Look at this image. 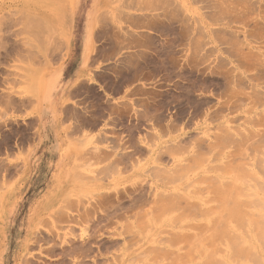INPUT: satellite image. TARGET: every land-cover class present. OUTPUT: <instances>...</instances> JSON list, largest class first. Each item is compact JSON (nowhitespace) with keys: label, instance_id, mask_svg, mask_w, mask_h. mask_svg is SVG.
I'll use <instances>...</instances> for the list:
<instances>
[{"label":"rangeland","instance_id":"374dc122","mask_svg":"<svg viewBox=\"0 0 264 264\" xmlns=\"http://www.w3.org/2000/svg\"><path fill=\"white\" fill-rule=\"evenodd\" d=\"M255 194L264 0H0V264H264Z\"/></svg>","mask_w":264,"mask_h":264},{"label":"bare ground","instance_id":"6f19581e","mask_svg":"<svg viewBox=\"0 0 264 264\" xmlns=\"http://www.w3.org/2000/svg\"><path fill=\"white\" fill-rule=\"evenodd\" d=\"M60 1H61V0H60ZM62 1H63V0H62ZM33 5H34V4H33ZM50 7H51V6H50ZM5 8H6V7H5ZM59 8H60V7H59ZM28 10H29V9H28ZM62 10H63V9H62ZM23 11H24V10H23ZM28 14H29V13H28ZM32 17L35 18V16L31 15L30 18H32ZM36 18H37V17H36ZM38 19H39V18H37L36 20H38ZM95 19H96V17H95ZM29 20H30V19H29ZM29 20H28V21H29ZM34 20H35V19H34ZM36 20H35V22H36ZM39 20H40V19H39ZM39 20L37 21V23H40V24H41V20H40V22H39ZM48 21H49V19H48ZM31 22H32V20H30V24H33V23H34V25L37 24V23H35V22H33V23H31ZM42 22H43V21H42ZM44 22H45V21H44ZM44 22H43V24H44ZM54 23H55V22H54ZM94 23H95V22H94ZM47 24H48V23H47ZM41 25H42V24H41ZM44 25H45V24H44ZM48 25H50V24H48ZM51 25H52V24H51ZM45 26H46V25H45ZM45 26H44V27H45ZM31 27L33 28V25H32ZM34 27H35V26H34ZM49 27H50V26H49ZM49 27H48V28H49ZM52 27H53V26H52ZM60 27H61V26H60ZM27 28H28V27H27ZM40 28H42V27H40ZM46 28H47V27H46ZM29 29H30V28H29ZM33 29H34V28H33ZM33 29H32V30H33ZM55 29H56V28H55ZM32 30H30V31H32ZM34 30H35V29H34ZM34 30H33V31H34ZM36 30H39V28H38V24H37V29H36ZM36 30H35V31H36ZM47 30H48V29H46L45 32H47ZM53 30H54V29H53ZM56 30H58V29H56ZM39 31H40V30H39ZM48 31L50 32V30H48ZM54 31H55V30H54ZM58 31H59V30H58ZM61 31H62V29H61ZM56 32H57V31H56ZM36 33H37V31L35 32V35H36ZM57 33H58V32H57ZM43 34H44V33H43ZM43 34H40V35L38 34L37 37H38V36L41 37V35L43 36ZM46 35H47V34H46ZM52 35H53V36H52ZM52 35H51L52 38H56V37L54 36V35H56L55 33H54V34L52 33ZM59 35H60V34H59ZM63 35H64V33H63ZM29 36L32 37L31 34H30ZM57 36H58V35H57ZM33 37H35V38H33L34 40L37 39L36 36H33ZM39 37H38V39L41 40L44 36L41 37V38H39ZM47 37H48V36H47ZM49 37H50V35H49ZM31 39H32V38H31ZM50 39H51V38H50ZM45 40H46V38H45ZM53 40H54V39H53ZM55 40H56V39H55ZM58 40H59V42L57 41V43H60V41H61L62 39H61L60 37H58ZM41 41L43 42V40H41ZM47 41H48V38H47ZM65 41H66V40H65ZM34 42H35V41H34ZM39 42H40V41H39ZM42 42H40V43L37 42V44H39V45H38L39 47H40V44H42ZM44 43H46V41H44ZM50 43H51V41H50ZM37 44H36V45H37ZM46 44H47V43H46ZM48 45H49V44H48ZM51 45H52V44H51ZM51 45H50V46H51ZM53 46H54V44H53ZM55 46H57V48L59 49L58 45H55ZM61 46H62V45H61ZM34 47H35V45H34ZM46 47H47V46H46ZM48 47H49V46H48ZM35 48H37V47H35ZM61 54H62V53H61ZM58 55H59V54H58ZM60 56H61V55H60ZM62 57H65V54H64V56H62ZM62 57H61V58H62ZM57 58H58V57H57ZM62 59H64V58H62ZM55 60H56V59H55ZM60 61H61V60H60ZM50 65H51V64H50ZM53 65H54V64H53ZM53 65H52V66H53ZM35 95H36V94H35ZM20 164H21V163H20ZM23 165H24V164H23ZM219 176H220V175H219ZM222 180H223V179L220 177V178H218L217 181H216V182H218V183H217V186H215V187H216V190H217V193H218V196H219V198L216 197V199H220V198H221L220 201L222 202L223 209L225 208L224 211H225L226 214H227V212H230L231 215L240 214V219H241V215H242V213H240V212H237V213H236V212H235L236 210H234V208H236V207H238V206L232 204V207H231V204H228V202H227V204L223 205L224 203H226V202H225V200H227L226 198L230 196V195H227V192H228L229 190L231 191L230 194L233 195V197H231V198H234V197H236L237 195H235L234 191H232L233 189H236L235 187H231V186H233L232 183H231L230 186H228V188H229V187H230V188H229V189L227 188V185H226V184L229 185L231 181H230L229 183H227V182H223ZM225 181H226V180H225ZM159 188L163 189V191H162L161 193H160V191H159V192L157 191V192L154 193V196H153V203H152V204L154 205V206H152V209H154V210H155V208H157V210H158V209H162V208H163V205H164V201H166V200L169 199L170 197L175 196L174 194L177 192V191H176V192H175V191L173 192V190L171 189L172 192H173V193L171 192V193L173 194V196H172V194H169V193H170V192H169L170 190L168 191L169 193L167 192L168 194L166 195V193L164 194V192L167 191L166 189H167L168 187H166L165 185H160ZM159 188H158V189H159ZM231 188H232V190H231ZM155 189L158 190L157 187H155ZM173 189L175 190V188H173ZM254 189H255V188H254ZM236 190H237V189H236ZM230 191H229V192H230ZM237 191H238V190H237ZM229 192H228V194H229ZM237 193H238V192H237ZM239 193H240V191H239ZM257 194H258V193H257ZM257 194H255L256 200H258L257 198H259ZM170 195H171V196H170ZM166 196H170V197L168 198V197H166ZM184 196H185V195H184ZM184 196H182L181 198H183ZM237 197H238V196H237ZM189 198H190V196H187V197H186V200H185V201L187 202V204H188V202L190 203V204L188 205V208H190V207H192V209H194V207L199 208V207H197L198 204H200V206L205 205V202H203L204 200L199 199L198 197H197V199H198V202H197V203H198V204H194V203L192 204L191 201H189ZM238 198H239V197H238ZM263 198H264V197H261V199L259 198V199H260V204H259V206H258V207H259L258 209H259V211H261V212L259 213V215L264 214V201H263L264 199H263ZM184 199H185V197H184ZM143 200H144V199H143ZM237 201H238V200H237ZM200 202H201V203H200ZM162 203H163V204H162ZM173 203H175V201H174ZM173 203L170 204V205L172 206ZM175 204H176V203H175ZM253 204H255V203H253ZM148 205H149V204H148ZM156 205H158V206H156ZM160 205H161V206H160ZM226 205H228V206L226 207ZM237 205H238V203H237ZM239 205H240V204H239ZM255 205H256V204H255ZM255 205H254V206H255ZM150 206H151V205H149V207H150ZM235 206H236V207H235ZM149 207H148V208H149ZM153 207H155V208H153ZM159 207H160V208H159ZM172 207H173V206H172ZM233 207H234V208H233ZM256 208H257V206H256ZM170 209H171V208H170ZM190 209H191V208H190ZM192 209H191V210H192ZM199 209H200V208H199ZM157 210H156L155 213L158 212ZM194 210H197V209H194ZM231 210H232V211H231ZM239 210H240V209H239ZM159 211H160V210H159ZM233 211H234V212H233ZM257 211H258V210H257ZM141 212H142V211H141ZM146 212H147L146 214H143L144 212H143L142 214H143L144 216L147 215V218H149V216H150V215H148V214H150L151 212L153 213V211L151 210V208H150L149 210H146ZM152 213H151V214H152ZM155 213H154V214H155ZM230 213H229V215H230ZM257 213H258V212H257ZM154 214H152L151 217H152V216H156V215H154ZM133 215H134V214H133ZM143 215H142V216H143ZM134 216H135V215H134ZM192 216H193V215H192ZM194 216H195V215H194ZM196 216H198V215H196ZM196 218H197V217H196ZM198 219H199V218H198ZM142 222H143V220H142ZM143 223H144V222H143ZM148 223H149V222H148ZM133 224H134V223H133ZM149 225H150V224H149ZM195 227H196V226H195ZM195 227L193 226V228H195ZM188 228H189V227H188ZM190 229H192V227H191ZM173 235H175V234H173ZM184 235H185V234H183L182 236L184 237ZM195 235H196V234H195ZM195 235H194V236H195ZM182 236H180V237H182ZM177 237H178V236H177ZM183 237H182V238H183ZM186 237H187V236H186ZM184 238H185V237H184ZM172 239H174V238H172ZM179 239H181V238H179ZM160 242H162V241H160ZM163 243H166V242H163ZM163 243H161V244L164 245ZM169 243H170V242H169ZM169 243L167 242V244H169ZM168 246H170V245H168ZM164 247H165V246H164Z\"/></svg>","mask_w":264,"mask_h":264},{"label":"crops","instance_id":"0c3cea01","mask_svg":"<svg viewBox=\"0 0 264 264\" xmlns=\"http://www.w3.org/2000/svg\"><path fill=\"white\" fill-rule=\"evenodd\" d=\"M91 36L86 33L84 36L82 47L80 49V53L76 58L70 57L71 61L69 62L68 66L74 65V73L72 77L70 78L71 82H74V80H78L80 75L86 71V69H91L96 66H102V69L107 70L109 74V78L112 76L116 80V74L114 72L116 60H117V54L112 53L109 55L105 54H98L99 51L95 52L92 50L90 46ZM86 66V69L84 68ZM97 75L98 73H93V77L95 81L99 84V86H103L99 81H97ZM115 97H112L111 100H114Z\"/></svg>","mask_w":264,"mask_h":264}]
</instances>
